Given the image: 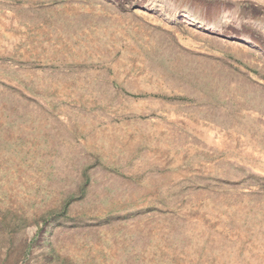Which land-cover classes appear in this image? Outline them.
Segmentation results:
<instances>
[{
  "label": "rangeland",
  "instance_id": "1",
  "mask_svg": "<svg viewBox=\"0 0 264 264\" xmlns=\"http://www.w3.org/2000/svg\"><path fill=\"white\" fill-rule=\"evenodd\" d=\"M0 264H264V0H0Z\"/></svg>",
  "mask_w": 264,
  "mask_h": 264
}]
</instances>
